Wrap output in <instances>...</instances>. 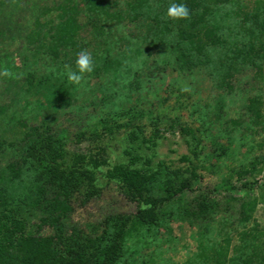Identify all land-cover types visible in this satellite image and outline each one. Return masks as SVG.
I'll return each instance as SVG.
<instances>
[{"label":"trees","instance_id":"trees-1","mask_svg":"<svg viewBox=\"0 0 264 264\" xmlns=\"http://www.w3.org/2000/svg\"><path fill=\"white\" fill-rule=\"evenodd\" d=\"M171 3L186 4L189 18H168ZM24 5L0 0V40L10 46L21 43L19 50L28 55L23 78L0 76V264H171L161 253L145 250L173 222L197 230V250L188 252L182 264H264V226L255 219L258 207H264V184L255 180L264 158L254 156L232 170L215 187L219 196L187 197L200 179L198 170L217 167L211 159L224 161L233 142L245 146L248 136L264 137V0H255L252 7L245 0H56L52 5L28 0V20L17 21ZM85 28L91 40L84 37ZM91 48L94 71L79 86L69 83L65 65L76 70L77 54ZM4 68L20 74L15 54L0 53V71ZM168 72L178 76L164 93H179V99L184 88L199 84V77L232 98L238 75L261 85L255 94L239 91L238 117L227 123L215 106L188 103L192 122L199 123L193 128L159 108L155 112L153 101L160 108L168 101L162 98ZM101 74L98 88L86 85ZM51 81L76 92L85 87L94 98L91 104L102 107L99 116L82 119L75 135L77 141L91 140L97 151L80 157L76 169L63 161L70 138L59 130L56 117H39L46 108L36 98ZM61 94V88L52 87L45 98L52 103ZM83 110L74 107L77 114ZM146 120L157 127L150 139L160 138L161 123L191 134V155L181 159L186 167L162 163L151 172L114 167L109 177L138 211L107 216L95 232L73 225L75 195L83 193L86 201L97 195L96 173L108 164L102 141L127 128L136 142L148 130ZM217 125L221 128L214 135ZM203 143L212 153L206 155ZM257 148L264 156V138ZM255 150L251 145L249 153ZM235 177L242 190L234 185Z\"/></svg>","mask_w":264,"mask_h":264},{"label":"rangeland","instance_id":"rangeland-1","mask_svg":"<svg viewBox=\"0 0 264 264\" xmlns=\"http://www.w3.org/2000/svg\"><path fill=\"white\" fill-rule=\"evenodd\" d=\"M54 1L56 0H47V3L52 5V2ZM119 1L124 2L126 0ZM245 1L250 4L251 7L255 2V0ZM22 3L25 4L24 9L23 11L18 12V15L16 16L17 21L28 20V0H22ZM83 35L86 39L91 40L89 28L84 29ZM21 45V43H16L15 46H10L8 42L0 40V53L15 54L16 68L19 69L18 72L23 78L27 72L25 69L26 63L24 64V62L27 61L25 57L28 55L24 53V49L23 51L21 49L19 50ZM93 48L88 50L91 54L95 52ZM20 53L22 54L21 56ZM39 73L44 76L46 71L41 70ZM103 76L104 75L101 74L100 77H92L91 80L85 83L88 85V82H90V86L98 88L99 84L104 81ZM177 76V74L168 72V77L162 93V98H168V101L162 106V108L159 107V102L156 103L153 101L154 104L157 105L155 107V112L157 113L159 108V110L164 111V114H167V117L168 115L170 118L179 117L181 118L182 123L186 122V124L191 125L193 128L199 127V123L192 122L193 119L191 117V112L187 110L188 103L198 102L201 105L211 104L215 106L214 111L216 114H221L224 117L223 120L227 123L231 118L234 119L238 117L237 113L241 107V104L237 102L239 101V91L242 90L243 93L248 92L255 94L256 90H258L261 85L256 82L252 83V81L246 77V74H242L241 76L238 75L236 94L233 99L231 96H227L226 93L214 90L213 84L205 77H199V84L193 86V88H184L185 95L182 96L183 98L180 97L179 99L178 97L180 94L178 92V94L173 96L169 95L168 92L164 93L166 88H170L169 85L172 84ZM250 76H252V74H249V77ZM52 87L61 88L62 94L55 101H52V103H48L45 94ZM194 87L200 89L198 93L194 92ZM80 88V92H76L72 86L65 85L63 82L51 81L48 83V86L42 89L41 96L38 94L36 98H41L46 108L41 116L38 115L40 120H43V116L50 118L56 117L54 120H56L59 130L66 132L69 136L70 139L65 149L66 151L63 161L68 167H73L74 169L78 166L80 167V165L76 166V164L80 162V157L88 158L90 154L95 155L97 152L95 150L96 146L91 140L85 139L83 141H77L75 135L82 130L84 120L89 121L91 116H99L102 109L101 106L95 107L91 104L94 98L92 99L93 96H91L92 93L89 92V90L86 91L83 86ZM178 100L181 101L178 102ZM75 106L83 107L84 110L77 114V112L74 111ZM102 117H106V115H102ZM145 122L148 123V130L147 132L144 131V136L140 135L136 142H132L129 139L128 136L131 130L127 128H123L114 135L106 136L105 140L102 141L101 145L106 147L108 164L102 166L100 168L101 171L96 173L97 195L89 201L85 200L83 193L75 195L73 200L74 210L71 214L73 225H76L87 232H91L92 230L95 232L107 216L135 214L138 211L137 204L128 199L117 181L109 177V172L112 171L114 167L131 165L132 168L145 170L146 172L147 170L150 172L156 171L162 163L175 168L186 167V163L181 162V159L184 155H191L188 145V142L191 141V134L189 132L181 131L179 128L175 131H171L169 124L161 123L158 124L159 132L162 133L160 138L153 137V139H150L152 132H154L157 127L154 123L152 124L150 120H146ZM214 128V135H216L218 133L217 130L221 128V126L217 125ZM263 138L264 137L261 134L248 136V141H245L247 145L245 146L233 142V145L230 146V150H232L229 153L230 156L226 157L224 161L218 162L217 160L211 159V164L217 167H209L210 170L207 171L204 169L198 170L200 179L195 182L196 184L194 185L193 191L187 192V197L189 199H194L199 193L219 196V193H215V187L220 184L223 179L231 175L232 170H240L243 166L247 165L250 160L256 157L261 159L264 158V156H262L263 153H260L258 150L259 148H257V145L262 142ZM222 143L224 146L228 145L226 139H222ZM204 145L207 146L205 149L206 155L212 153V147L207 143H203V146ZM251 145L256 147L253 154L249 153ZM128 151L132 152V155L128 154ZM135 156H139V160L134 161V163L132 159ZM206 166H208V164H206ZM262 168V173L255 177V180L260 184H264V165ZM233 183L238 190L243 189V184L238 182L236 177L233 180ZM259 193L260 190L256 189L255 195L258 196ZM255 219L260 225L264 226V207L262 205L258 207ZM147 249L145 250V254L154 253L157 256V254L161 253L163 258L169 261L171 260V264H182L186 260L188 252H196L197 250V230L196 228L191 227L188 223L173 222L169 230L160 231L157 244H149V250Z\"/></svg>","mask_w":264,"mask_h":264},{"label":"clouds","instance_id":"clouds-1","mask_svg":"<svg viewBox=\"0 0 264 264\" xmlns=\"http://www.w3.org/2000/svg\"><path fill=\"white\" fill-rule=\"evenodd\" d=\"M190 16V9L184 3H171L167 9V17L172 20L187 19ZM76 70L70 65H65L66 75L69 83L79 86L84 80L85 74L94 71V62L92 54L87 49H82L75 61ZM0 76L9 78H20V74L12 73L9 69L4 68L0 71Z\"/></svg>","mask_w":264,"mask_h":264}]
</instances>
